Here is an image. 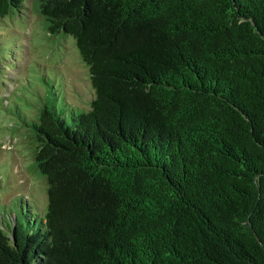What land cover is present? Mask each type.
<instances>
[{
    "label": "trees",
    "instance_id": "trees-1",
    "mask_svg": "<svg viewBox=\"0 0 264 264\" xmlns=\"http://www.w3.org/2000/svg\"><path fill=\"white\" fill-rule=\"evenodd\" d=\"M32 3L94 95L28 102L47 202L2 216L0 264H264V0Z\"/></svg>",
    "mask_w": 264,
    "mask_h": 264
},
{
    "label": "rangeland",
    "instance_id": "rangeland-1",
    "mask_svg": "<svg viewBox=\"0 0 264 264\" xmlns=\"http://www.w3.org/2000/svg\"><path fill=\"white\" fill-rule=\"evenodd\" d=\"M26 2L23 11L0 21V219L5 222L20 215L23 199L37 212L47 202L45 180L32 168L33 132L22 126V114L34 116L28 102L38 108L56 95L57 106L88 107L94 95L73 38L49 35L32 0Z\"/></svg>",
    "mask_w": 264,
    "mask_h": 264
}]
</instances>
